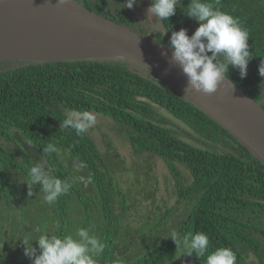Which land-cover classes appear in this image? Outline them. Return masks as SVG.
Segmentation results:
<instances>
[{"label":"trees","instance_id":"1","mask_svg":"<svg viewBox=\"0 0 264 264\" xmlns=\"http://www.w3.org/2000/svg\"><path fill=\"white\" fill-rule=\"evenodd\" d=\"M80 1L106 18L169 45L170 38L154 36L139 24L130 8L124 7L125 0ZM205 2L216 5V0ZM190 4L191 0H178L175 15L159 20L170 36L181 28L191 35L198 26L195 19L184 14ZM218 7L247 30L252 54L248 66L255 73L241 78L238 69L229 67L228 75L264 107V78L258 72L264 59V0H219ZM132 64L125 59L97 56L29 61L0 70V140L15 145L0 143V240L3 238L8 248L2 249L0 264H31L20 239H37L43 230L58 236L67 234L72 219L78 218L83 219L82 225L76 222L77 228L94 226L93 231L105 244L96 264H165L176 248L171 237L150 249L140 247L147 237L139 233L148 223L132 228L122 219L127 196L116 181V172L123 160L115 150L100 152L88 132L81 137L72 129H62L66 110H89L107 116L119 125L135 154L147 152L162 158L175 181L177 203L191 201L176 232L205 233L209 252L230 248L236 264H249L248 252L264 264V164L203 110L134 64L145 70V74L139 73ZM154 105L182 121L205 146L192 144L163 125L167 119ZM47 143L60 149L59 158L43 152ZM222 146L225 150L213 149ZM81 161L87 167L74 172L73 166ZM45 162L54 177L91 176L92 181L75 183L52 205L43 201L40 185H33L34 196L30 203L23 201L17 213L14 203L28 189L29 168ZM178 164L188 170L189 181L182 182ZM115 203L120 204L122 213L116 212ZM72 212L74 217L70 218ZM168 218L169 212L160 216V224ZM71 231L74 233L75 227ZM120 241H125L124 248L119 247ZM31 243L36 247L35 240ZM122 251L132 255L117 256ZM189 264H204V258L193 253Z\"/></svg>","mask_w":264,"mask_h":264},{"label":"water","instance_id":"2","mask_svg":"<svg viewBox=\"0 0 264 264\" xmlns=\"http://www.w3.org/2000/svg\"><path fill=\"white\" fill-rule=\"evenodd\" d=\"M139 1L147 21L154 24L158 18L147 13L151 0ZM79 44L144 68L203 110L264 164V107L229 75L212 94L186 89L187 77L171 60L168 44L106 18L80 0H0V62L97 57L69 52Z\"/></svg>","mask_w":264,"mask_h":264},{"label":"clouds","instance_id":"3","mask_svg":"<svg viewBox=\"0 0 264 264\" xmlns=\"http://www.w3.org/2000/svg\"><path fill=\"white\" fill-rule=\"evenodd\" d=\"M63 2L64 0H57V3ZM138 3L139 0H125L124 7L132 8ZM177 3L178 0H151L147 13L160 21L168 20L175 15ZM218 4L219 0H216V5L205 0H191L184 14L195 19L198 26L191 35L185 28L171 33V60L179 65L187 77L186 89L206 94L216 92L228 75L229 67L238 69L241 78L247 75V65L252 58L248 44L249 34L241 27L237 18L221 11ZM258 72L264 78V59L258 65ZM96 123L95 112L71 110L61 121L60 127L72 129L77 136L82 137ZM43 152L55 154L57 158L61 156L60 149L53 143H47ZM85 167L87 164L81 161L73 166V171L79 173ZM27 176L29 195H32V186L39 184L44 193L43 201L49 205L54 204L60 196L66 195L75 183L83 182L86 185L92 181L91 176L87 179L80 175L67 179L54 177L46 168V162L32 165ZM93 228L94 226L80 227L74 233L59 236L43 230L37 239H20L24 246L23 253L31 260V264H96V259L104 252L105 244ZM169 236L176 249H182L181 255L195 253L198 258H204V264H236V255L230 248L220 247L209 252V238L203 232H187L181 235L173 231ZM33 240L36 241V247L31 243Z\"/></svg>","mask_w":264,"mask_h":264},{"label":"rangeland","instance_id":"4","mask_svg":"<svg viewBox=\"0 0 264 264\" xmlns=\"http://www.w3.org/2000/svg\"><path fill=\"white\" fill-rule=\"evenodd\" d=\"M130 10L133 16L138 19L139 24H141L147 31H149L150 34L154 36L160 34L164 39L170 38V35L159 23V20H157L154 24H150L147 21L140 1L138 4H134L133 7L130 8ZM69 52L83 55L80 57L94 55L102 56L96 51V49L86 47L82 44L71 47ZM111 58L118 59L116 57ZM28 62V60L18 59L1 61L0 70L16 68ZM132 67H135V69L139 73L145 74L144 69L134 64H132ZM247 74L250 77H253L255 74L248 65ZM262 96V101L264 102V90L262 91ZM154 107L167 119V121L162 123L163 125L169 127L180 138L197 146H205L202 142L197 141L194 131L183 124L182 121L165 111L163 108L155 105ZM69 111L70 110H66V114ZM96 115L97 123L93 128L88 130V133L97 144L100 152H104L105 149H107L108 152L115 150V153L117 154L119 160H123V166L120 167V169H118L116 172V181L120 189L127 196L125 202L126 211L122 216V219L124 220V222L129 223L132 228H138L143 223H148L146 225L147 229H142L139 233V236L144 239L147 237L145 241L141 242L140 247L144 249H150L157 243H161L168 239L170 237L169 235L177 229V226L179 225L181 220L187 216V210L191 205V201H182L177 203L176 184L162 158L147 152H144L142 154H135L129 142L124 137V134L121 132L119 125L107 116L99 113H96ZM0 143L9 145L10 147L15 146L12 142H5L4 140H0ZM213 149L217 151H220L222 149L225 150L223 146L214 147ZM178 168L181 175L183 176L182 182L189 181L190 174L188 170L181 164H178ZM24 191H26V189H24ZM34 191L35 190H32V195L30 196L27 189L24 196H20V201H15L14 206L18 209L17 213L20 210V204L24 203L23 201L30 203L29 200L32 196H34ZM41 193L43 192L41 191ZM75 207L76 205L72 207L73 210H75ZM115 210L117 213H122L123 211L119 203H115ZM167 212H169L168 220L160 224L159 217L166 214ZM154 214L156 216H154ZM69 216L70 218L74 217V212H72ZM81 219L83 218H78L77 220L72 219V221L70 222V226L67 229L68 233H72L71 229L73 227H75L76 230L77 221L80 225H82ZM4 220L7 221L6 218ZM142 227L145 228V226ZM34 232H37V234H41V231H38V229H35ZM52 234L55 233L53 232ZM31 238L33 239L34 237L32 236ZM152 238H154L152 241H148ZM3 242L4 241L2 238V241L0 240V257L1 254H3L2 249H8L7 247H5ZM125 246V241H120L119 247L124 248ZM138 252L139 251L137 249L134 251V254H137ZM181 252L182 249L175 248L166 263L189 264L190 255H181ZM125 254L132 255L130 252L127 253L126 251H122L117 253V256ZM246 258L249 264H259V261L252 252H248Z\"/></svg>","mask_w":264,"mask_h":264}]
</instances>
